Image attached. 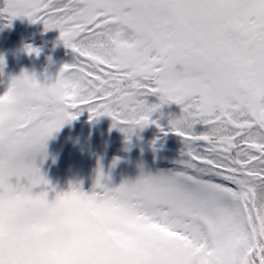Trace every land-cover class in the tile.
<instances>
[{
    "label": "snow or ice",
    "instance_id": "1",
    "mask_svg": "<svg viewBox=\"0 0 264 264\" xmlns=\"http://www.w3.org/2000/svg\"><path fill=\"white\" fill-rule=\"evenodd\" d=\"M16 17L57 29L74 59L0 94V206L54 192L94 253L77 264H264V0H0V27ZM173 103L167 128L151 118ZM85 111L175 133L179 167L57 191L37 160Z\"/></svg>",
    "mask_w": 264,
    "mask_h": 264
},
{
    "label": "rangeland",
    "instance_id": "2",
    "mask_svg": "<svg viewBox=\"0 0 264 264\" xmlns=\"http://www.w3.org/2000/svg\"><path fill=\"white\" fill-rule=\"evenodd\" d=\"M23 18L27 17L14 19L19 22ZM22 28L26 30L22 31L24 35L18 38L17 44H11V53L5 57L9 70L0 71V94L6 91L11 78L21 72L34 75L37 80L52 82L61 66L74 59L72 50L66 48L60 40L57 29L44 30L40 22H30ZM27 36L32 38V43L25 42L24 37ZM22 38L23 44L20 43ZM28 46L38 49V54L29 52ZM161 111L165 116L157 112L151 118L159 117L158 123L167 128L166 115L170 112L178 113L179 106L174 103L165 105ZM148 144L153 149L147 147ZM183 147L181 137L173 132L165 135L155 124L125 133L119 126L113 127L110 117L100 116L89 120V114L85 111L71 122L63 124L47 140L46 152L52 156V161L45 162L47 166L40 168L57 191H67L70 186L77 184L84 191H89L98 170L103 173L109 186H116L125 180H135L142 170L156 173L168 170L159 165L178 166ZM119 149L126 151L128 158H118L112 154V151ZM54 164L58 165L50 167ZM54 196V192L49 194L50 199Z\"/></svg>",
    "mask_w": 264,
    "mask_h": 264
},
{
    "label": "clouds",
    "instance_id": "3",
    "mask_svg": "<svg viewBox=\"0 0 264 264\" xmlns=\"http://www.w3.org/2000/svg\"><path fill=\"white\" fill-rule=\"evenodd\" d=\"M0 264L32 257L44 264H77L94 253L87 238L53 200L20 198L0 206Z\"/></svg>",
    "mask_w": 264,
    "mask_h": 264
},
{
    "label": "trees",
    "instance_id": "4",
    "mask_svg": "<svg viewBox=\"0 0 264 264\" xmlns=\"http://www.w3.org/2000/svg\"><path fill=\"white\" fill-rule=\"evenodd\" d=\"M22 35V29L19 27V24H16L14 20L11 21L10 26L0 27V57H2L3 60L7 55H10V47L12 46L11 44H17L18 38H20ZM20 43L23 44V38L20 40ZM2 66L8 67L6 62L3 63ZM51 161L52 156L50 157V155L47 154L42 163H40L39 159L37 160V163L39 164V167H41L45 165V162Z\"/></svg>",
    "mask_w": 264,
    "mask_h": 264
}]
</instances>
